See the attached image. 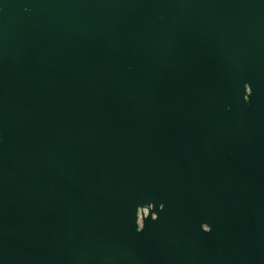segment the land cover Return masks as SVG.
<instances>
[{
  "label": "water",
  "instance_id": "1",
  "mask_svg": "<svg viewBox=\"0 0 264 264\" xmlns=\"http://www.w3.org/2000/svg\"><path fill=\"white\" fill-rule=\"evenodd\" d=\"M0 264H264V0H0Z\"/></svg>",
  "mask_w": 264,
  "mask_h": 264
},
{
  "label": "clouds",
  "instance_id": "2",
  "mask_svg": "<svg viewBox=\"0 0 264 264\" xmlns=\"http://www.w3.org/2000/svg\"><path fill=\"white\" fill-rule=\"evenodd\" d=\"M246 87L248 88V91H247L248 95H245L244 96V99L247 101L248 98H249V95L251 94V91L252 90H251V88L247 84L245 85V88ZM152 207H153V205L151 203L147 207H140L138 209V212H137V221L144 222L145 219L148 218ZM163 208H164V205L163 204H160V209L163 210ZM151 219L153 221L157 220L158 219V215L155 214V213H152ZM137 221H136V223H137ZM144 227H145V224L144 223L139 224L138 225V230H143ZM201 227H202V230L204 232H206V233L207 232H211V230H212L211 227H210V225L208 223H203Z\"/></svg>",
  "mask_w": 264,
  "mask_h": 264
}]
</instances>
